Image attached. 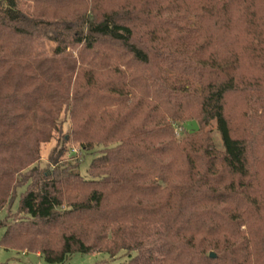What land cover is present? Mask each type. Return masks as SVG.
Segmentation results:
<instances>
[{
  "label": "trees",
  "instance_id": "16d2710c",
  "mask_svg": "<svg viewBox=\"0 0 264 264\" xmlns=\"http://www.w3.org/2000/svg\"><path fill=\"white\" fill-rule=\"evenodd\" d=\"M31 1L0 0V212L25 187L1 245L264 264V0ZM64 115L86 177L39 166Z\"/></svg>",
  "mask_w": 264,
  "mask_h": 264
},
{
  "label": "rangeland",
  "instance_id": "374dc122",
  "mask_svg": "<svg viewBox=\"0 0 264 264\" xmlns=\"http://www.w3.org/2000/svg\"><path fill=\"white\" fill-rule=\"evenodd\" d=\"M19 7L26 13H31L33 5L31 0H18ZM46 50L48 54L52 56L56 50V44L52 41H45ZM184 127V126H183ZM211 133L214 143L219 150H223V143L221 136L217 130V124L215 121L211 122L206 128ZM179 136H182V128L176 129ZM70 133V120L68 116L64 115L62 118V129L59 133L55 134L51 142L41 145V161L39 163L40 168L45 171H51L54 166L49 165V159L54 150L62 151V156L59 158L61 164H75L79 163V170L83 176H88V169L91 160L94 158V154L87 153L81 150L79 144L69 141L68 135ZM25 191V187L19 189L17 199L11 208L6 207L0 212V222L4 221L5 224L10 225L23 216L18 213L20 194ZM6 229L0 227V264H48L43 257L34 252H23L16 248L6 249L1 245L2 240L5 237ZM128 258L125 254H122L116 258H111L106 253H92V254H74L63 264H126Z\"/></svg>",
  "mask_w": 264,
  "mask_h": 264
},
{
  "label": "water",
  "instance_id": "95a60500",
  "mask_svg": "<svg viewBox=\"0 0 264 264\" xmlns=\"http://www.w3.org/2000/svg\"><path fill=\"white\" fill-rule=\"evenodd\" d=\"M184 128L186 131H188L190 134H194L195 132H198L200 130V127L197 123V121H189L184 124ZM211 257H216L215 253H211Z\"/></svg>",
  "mask_w": 264,
  "mask_h": 264
}]
</instances>
